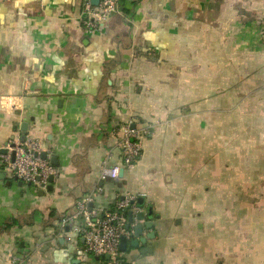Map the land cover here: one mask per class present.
<instances>
[{
  "label": "crops",
  "instance_id": "obj_1",
  "mask_svg": "<svg viewBox=\"0 0 264 264\" xmlns=\"http://www.w3.org/2000/svg\"><path fill=\"white\" fill-rule=\"evenodd\" d=\"M83 4L0 0V152L36 140L58 171L47 191L0 164V264H107L64 223L98 187L151 213L124 264H264V0H125L94 33ZM128 123L152 134L102 182Z\"/></svg>",
  "mask_w": 264,
  "mask_h": 264
},
{
  "label": "built area",
  "instance_id": "obj_2",
  "mask_svg": "<svg viewBox=\"0 0 264 264\" xmlns=\"http://www.w3.org/2000/svg\"><path fill=\"white\" fill-rule=\"evenodd\" d=\"M9 1V0H5ZM84 0L83 19L84 29L90 33L96 32L113 15L119 12L121 0ZM149 128H137L128 123L118 133L117 148L121 151L119 163L109 166L105 161L100 181L120 184L121 171L132 169L140 160L143 152V141L151 136ZM7 154H0V164L13 174L24 185L46 190L51 177H56L57 169L47 159L43 158L44 149L36 140H26L8 148ZM109 155L108 159H111ZM103 189L98 187L95 194L86 196L77 202L75 212L64 219V223L79 220L77 232L84 242L86 255L106 257L107 264H124V254L121 253V241L124 237L131 239L135 234L138 214L139 196L127 194L116 200L111 209L94 207L96 194L101 195ZM133 213L134 222L129 224V213Z\"/></svg>",
  "mask_w": 264,
  "mask_h": 264
},
{
  "label": "water",
  "instance_id": "obj_3",
  "mask_svg": "<svg viewBox=\"0 0 264 264\" xmlns=\"http://www.w3.org/2000/svg\"><path fill=\"white\" fill-rule=\"evenodd\" d=\"M93 3L95 5L99 4L98 0H94ZM23 130H27L26 125L23 127ZM26 140V137H23V142ZM14 146V145H13ZM1 154L6 155L7 151L6 150H2L0 152ZM43 158L47 160V154L44 153L43 154ZM54 164V162H52ZM4 174V173H3ZM124 176V170L121 171V177L123 178ZM50 185L47 188V191H52L53 190V183H54V177H51L49 180ZM43 193L45 191H42ZM138 206L140 209H144L145 207V201L144 199H139L138 201ZM129 217V224H132L134 222V216L133 213H129L128 214ZM138 224L135 227V234L131 239H128L126 237H124L121 241V253L123 254H127L130 252L131 249H136V250H140L141 254H150L153 253L154 248L149 247L148 246V242L152 239L156 238L155 233L152 231L154 228V223L150 220L151 219V213H146L145 211H141L138 216ZM146 231H151L152 233L149 234H145ZM110 257L106 256V257H96L95 261H101V260H109Z\"/></svg>",
  "mask_w": 264,
  "mask_h": 264
},
{
  "label": "trees",
  "instance_id": "obj_4",
  "mask_svg": "<svg viewBox=\"0 0 264 264\" xmlns=\"http://www.w3.org/2000/svg\"><path fill=\"white\" fill-rule=\"evenodd\" d=\"M124 2H125V0H121L120 5H121L122 3H124Z\"/></svg>",
  "mask_w": 264,
  "mask_h": 264
}]
</instances>
